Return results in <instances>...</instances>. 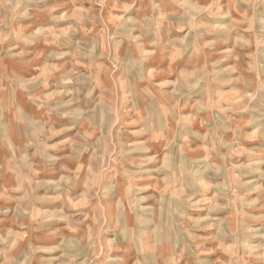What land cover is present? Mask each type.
Masks as SVG:
<instances>
[{"label":"rangeland","instance_id":"374dc122","mask_svg":"<svg viewBox=\"0 0 264 264\" xmlns=\"http://www.w3.org/2000/svg\"><path fill=\"white\" fill-rule=\"evenodd\" d=\"M23 251L264 264V0H0V263Z\"/></svg>","mask_w":264,"mask_h":264},{"label":"crops","instance_id":"0c3cea01","mask_svg":"<svg viewBox=\"0 0 264 264\" xmlns=\"http://www.w3.org/2000/svg\"><path fill=\"white\" fill-rule=\"evenodd\" d=\"M9 190V189H8ZM29 254V252H28ZM20 255V256H19ZM24 255V251L23 252H18L17 254H15L13 257H12V260H14L17 264H21L22 262V256ZM21 257V258H20ZM19 258V259H18ZM51 259H55V256L51 257ZM2 264V263H0ZM15 264V263H14Z\"/></svg>","mask_w":264,"mask_h":264}]
</instances>
